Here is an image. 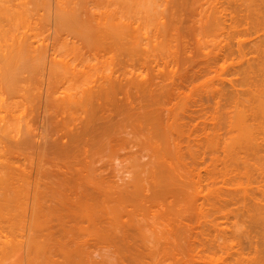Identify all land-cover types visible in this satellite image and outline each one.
<instances>
[{"label": "rangeland", "instance_id": "obj_1", "mask_svg": "<svg viewBox=\"0 0 264 264\" xmlns=\"http://www.w3.org/2000/svg\"><path fill=\"white\" fill-rule=\"evenodd\" d=\"M6 1L14 9L26 4L31 12L36 3ZM63 1L69 4L73 1L71 5L97 17L104 12L100 17L110 22L85 24L87 31L79 36L83 26L63 25L62 17H58L62 20L58 21L61 24L58 33L62 36L57 34L55 39L48 40L65 59L52 83L56 94L57 91L62 93L59 95L75 94L77 90L80 94V89H92L109 75L149 80L146 85L125 87L118 93L116 103L104 99L99 111L111 120L107 133L75 141L65 152L40 150L29 143L31 140L17 142L16 137L22 135L16 133L17 128L24 130L33 123L30 119L34 118L33 109L37 107L32 108L35 98L31 101V96L38 94L40 85L33 90V84L39 79L31 83L33 86L30 84L31 94L27 93L28 89H23L25 93L19 89L20 92L15 82L14 93V89L7 94L5 87L0 89L5 91H0V96L6 97L2 98L5 102L2 100L0 116L2 119L6 116L7 123L2 120L0 133L9 132H6L9 138L3 134L0 137V264H258L263 261L264 248L258 247V240L262 242L261 234L264 235L263 224L259 223L258 227L252 219L257 220L258 210L264 212V135L261 134L264 130L255 127L258 120L251 119L249 107L254 104L249 102H255L253 91L264 82V0ZM122 19L125 22H111ZM1 20L4 26L0 31V73L3 74L2 68H11L6 65L3 50L24 34L30 40L41 39L47 25L42 27L39 21V25L33 24V30H28L29 26L27 29L23 22ZM38 28L44 29L41 38L38 34L42 29ZM67 31L75 37H66ZM256 62L262 64L263 70ZM14 73H17L15 69ZM17 79L13 78L12 82ZM76 104L68 108L52 104L48 110L56 114L53 113V121L55 117L59 121L66 116L65 120L71 124L83 111ZM241 108L243 113L250 112L244 118L247 124L236 120ZM247 125L257 129L252 131L261 134L259 140L263 139L258 141L255 137L262 146H255L257 142L253 141V156L247 154L251 150L243 153L244 146L240 148L239 138H235L245 133ZM31 126L35 128L34 123ZM242 136L240 140L246 141L248 136ZM243 156L250 157H245L250 159L248 164ZM134 174L140 178L138 186L142 190L138 199L133 195L134 198L91 201L81 194L83 189L92 190L90 187L103 177L120 180ZM153 188L157 191L153 192ZM97 195L94 194V199ZM254 200L261 206H255ZM254 207H258L257 214ZM124 231H129L128 235ZM256 254L262 258L259 260Z\"/></svg>", "mask_w": 264, "mask_h": 264}, {"label": "bare ground", "instance_id": "obj_2", "mask_svg": "<svg viewBox=\"0 0 264 264\" xmlns=\"http://www.w3.org/2000/svg\"><path fill=\"white\" fill-rule=\"evenodd\" d=\"M8 1H10V0H8ZM25 1V0H24ZM28 1V0H27ZM37 3L39 0H31V2L32 3H30V4H34L35 2ZM256 1V0H255ZM6 2V3H5ZM22 3H23V1H21ZM26 2V1H25ZM70 2V1H69ZM35 3V4H36ZM259 3V2H258ZM7 4V1L5 0H0V31L2 30V27L4 26L3 24H2V20L1 19H12L14 22H23L22 24H23V26L24 27H28L29 26V29L28 30H33L35 27H32V26H34L37 22V24L39 25V23H40V25L43 27L44 25H45V27H46V25H47V29H45V32H44V36L41 38V36L40 35H42L43 34V30L44 29H42V28H38V29H42V30H40L39 32H42L41 34L39 33L38 35L40 36V38L41 39H36V40H30L27 36H26V34H24L23 36H21V37H16L15 39H14V42H12V43H14V44H10L9 45V48L7 49V50H3L4 51V54H6L4 57H5V60H6V65H7V67H11L10 69L9 68H2L3 70H1V71H3V74H5L6 75V77H5V75H3V74H1L0 73V89L2 88H4L5 87V91H6V93L5 94H7L8 93V90H10L11 91V89H14V91H13V93L14 92H16V89L18 88V90L20 89V90H22L24 93H25V91L24 90H29L27 93H30L31 94V92L30 91H32L30 88H31V86H30V84L32 83H34L35 82V80H37V79H39V81L38 82H35V84H33L34 85V89L33 90H36L37 89V87H38V94H37V96H35V92L33 91L32 92V94H34V96L35 97H33V96H31L32 98H31V101H32V99L33 98H35V104L33 103V107L31 106V105H29V104H27V101H28V99L27 98H29L30 99V94H28L27 96H29V97H26L25 96V99H27V101H26V104H27V106L29 105V106H31L32 108H35V107H37V109L35 108V109H33L34 110V114H32L33 115V119L31 118L32 117V115H31V117L30 116H28V117H30L31 119H30V121H32L34 124H35V128L34 129H32L31 127H33V126H31L30 124L28 125V127L30 128H27L26 127V129H27V132H26V129H25V127L23 128L24 130H20V128H19V131H18V128H17V134H20L21 132H22V135L20 134L18 137H16V138H18L17 140H19V141H17V142H25V140H27V142L28 141H30L29 143H34V145L38 148L39 147V149L41 148H43V150H47V151H49V150H53V151H60V152H65L72 144H73V142H75V141H78V140H81V139H83V138H85V137H88V138H90V139H93V138H95V137H98V136H101V135H105L106 133H107V130L110 128V126H111V124H110V122H111V120H110V118H108V116L107 115H105V114H100V113H102V112H100V111H102V107L101 106H103L104 105V103H103V100L104 99H107V100H105V102H117V100L119 99V96H118V93H120L121 92V90H123L125 87H127V86H129L130 88L132 87V88H134V87H139L140 85L142 86V84H147V82H148V80H149V78H148V80H146V81H144L145 80V78H143L142 77V79H144V80H141L138 76H131V77H128L127 75L125 76L124 74H121V75H109L107 78H105V80H104V78H103V80L104 81H102L101 83H98L97 85H93V87H92V85H91V87H92V89H90V88H88V89H85V88H83L84 90H79V91H81V93L79 94V92H78V90L77 91H75L76 93L75 94H67L66 92H65V94H63V95H59V94H62L60 91H57V92H59V93H57L56 94V92H55V90H53V88H52V83L54 82V78H55V76L60 72V71H58V67L60 66V65H62L63 63H65V59L62 57V55L58 52V51H56V49H55V47H54V45L53 44H50L49 42L52 40L51 38H53V39H55V37H57L58 35L57 34H59L58 32V29H59V27L61 26V24H66V26L69 24V25H73V24H78V26L79 27H81V26H83L82 28H80V35L79 36H82V35H84L85 33H86V29H85V27L84 26H86L85 24H89L90 22H99L100 24H105V25H107L108 23L107 22H110L109 20H104L103 18H101L100 16L104 13H101L100 14V16H95V13H90V14H88V13H86L84 10H82L81 9V7L80 8H77L76 6L74 7V5H71V4H73V1H72V3L71 4H69L68 2H65V1H63V0H40L39 1V3H38V8L35 6V4L31 7L32 9H33V11L31 12L30 11V8H27L28 7V5H26V4H24L25 6H27V7H25L24 5L22 6H19V8H16V9H14L13 8V6H11V5H6ZM28 4V3H27ZM40 4V5H39ZM261 4V3H260ZM34 6H35V8H36V10H34ZM26 8V9H25ZM28 9V10H27ZM31 9V10H32ZM30 12H31V14H30ZM62 13V14H61ZM35 14V15H34ZM108 16H111V14H107ZM62 17L61 19H63V21L64 22H61V24L59 25V23L60 22H58L59 21V19L60 18H58V17ZM48 18V19H47ZM34 19V20H33ZM58 19V20H57ZM60 19V20H61ZM35 20H37V21H35ZM35 21V22H34ZM40 21V22H39ZM62 21V20H61ZM24 22H26V24L24 23ZM45 22V23H44ZM111 22H125L123 19L122 20H113V21H111ZM29 23V24H28ZM73 23V24H72ZM25 24V25H24ZM34 24V25H33ZM36 24V25H37ZM63 24V25H64ZM68 25V26H69ZM81 25V26H80ZM75 25H73V27H74ZM36 27H38V26H36ZM44 27V28H45ZM58 27V28H57ZM71 34H73L71 31L69 32V31H67V32H65V35H66V37H69V36H71ZM0 35H2V33L0 32ZM37 35V34H36ZM59 36H62V34H59ZM64 36V35H63ZM74 37H75V35H73ZM73 36H71V37H73ZM1 38V37H0ZM76 38H77V36H76ZM51 39V40H50ZM48 40H50V41H48ZM12 46V47H11ZM259 46V45H258ZM11 47V48H10ZM263 49H264V47H263ZM133 50H134V48H133ZM262 50V49H261ZM263 51V50H262ZM262 51H261V54H262ZM8 53V54H7ZM259 53H260V51H259ZM264 53V52H263ZM258 54V53H257ZM258 56V55H257ZM263 56V55H262ZM9 57H10V60H9ZM7 58V59H6ZM257 59V58H256ZM263 60H264V58H262ZM7 60H9V61H7ZM260 60H261V58H260ZM255 61V60H254ZM257 61V60H256ZM259 61V60H258ZM7 62H9V63H7ZM256 63H258V62H256ZM260 63V62H259ZM258 63V64H259ZM10 64V65H9ZM261 64V63H260ZM260 64H259V67H260ZM263 65H264V63H262ZM262 64H261V70H263L262 69ZM5 65V66H6ZM254 65V64H253ZM252 66V65H251ZM258 67V66H257ZM258 67V68H259ZM253 68V67H252ZM5 69V70H4ZM12 69V70H11ZM15 69V71L17 72V73H14V75H12L13 74V70ZM254 69V68H253ZM8 70V72H6ZM20 70H23V71H25V72H22V71H20ZM4 71H5V73H4ZM259 71V70H258ZM11 72V73H10ZM254 72H255V70H254ZM253 72V73H254ZM7 73V74H6ZM22 73V74H21ZM24 73V74H23ZM259 73H261V72H259ZM258 73V74H259ZM263 73V72H262ZM19 74V75H18ZM9 75V76H8ZM21 75V76H20ZM263 75V74H262ZM10 77L9 79H8V77ZM18 76V77H17ZM34 76H35V78H34ZM250 76V75H249ZM2 77H4V78H7V79H2ZM16 77V78H15ZM20 77V78H19ZM12 78V79H11ZM13 78L14 79H17V78H19V79H17L16 81L14 80L13 82H12V80H13ZM33 79V80H31V79ZM37 78V79H36ZM263 78V77H262ZM10 79H11V81H10ZM102 79V78H101ZM264 79V78H263ZM262 79V80H263ZM6 80V81H5ZM10 82V84H12L13 85V87L12 86H10V84L8 83V81ZM31 80V82H29ZM3 81L6 83L7 82V84H8V86H7V84L6 85H3ZM100 81V80H99ZM98 81V82H99ZM264 81V80H263ZM16 83V85L18 86L17 88H16V85H14L15 83ZM39 82H40V84H39ZM146 82V83H145ZM261 82V81H260ZM29 83V84H28ZM258 83V82H257ZM31 84V85H32ZM37 84H38V86H37ZM262 84H264V82L263 83H260V87H259V85H257V87H256V90L255 91H253L254 93H253V101H255L254 103H250L249 102V104H254V106H252V107H249L251 110L250 111H252V113H251V115H252V117H251V119L253 118L254 119V117H255V119L257 118V120H258V123H257V125L258 126H255V127H257V128H259V129H262V130H264V86L262 85ZM32 85V86H33ZM262 85V86H261ZM2 86V87H1ZM35 86H37L36 88H35ZM134 86V87H133ZM149 86V85H148ZM6 87H7V90H6ZM15 87V88H14ZM87 87H89V86H87ZM10 88V89H9ZM128 88V87H127ZM1 89V90H2ZM24 89V90H23ZM58 89V88H57ZM0 90V91H1ZM19 90V91H20ZM4 90H3V92H5ZM61 91L64 93V91L65 90H62L61 89ZM2 91H1V93H3ZM21 92V91H20ZM26 93V94H27ZM70 93V92H69ZM117 93V94H116ZM78 94H79V96H78ZM2 96V97H1ZM0 97V103L2 104L1 106H0V108L2 107V106H4L3 105V103L5 102V100L4 99H6V97H3V95H1ZM8 96V95H7ZM20 96V95H19ZM251 96V95H250ZM117 97H118V99H117ZM2 98H4V99H2ZM8 99V98H7ZM117 99V100H116ZM254 99H256V100H254ZM4 102H3V101ZM115 102V103H116ZM31 104H32V102H30ZM76 103H78V105L80 104V106H82V108H80V109H82L83 111L81 112V110H80V112H81V115L80 116H78V118H76L77 120H74L75 122L74 123H71V124H69L66 120V116L62 119V117H61V121L59 120V121H56L57 120V117H55L54 118V121H56V123L58 124V122H62L63 121V123L60 125V123L57 125L56 123H54V121H53V117H54V115H56L54 112H51L52 111V109H50L51 111H49L48 109V106H50V105H54V104H62L63 105V107H65L66 105V107L68 108V105L69 106H72V105H74V104H76ZM103 103V104H102ZM257 103V104H256ZM23 104V103H22ZM72 104V105H71ZM248 104V105H249ZM25 105V104H24ZM23 105V106H24ZM52 105V106H53ZM55 105V106H56ZM62 105H61V107H62ZM65 105V106H64ZM77 105V104H76ZM101 105V106H100ZM26 106V107H27ZM58 106V105H57ZM60 106V105H59ZM58 106V107H59ZM238 106V105H237ZM250 106V105H249ZM60 107V108H61ZM73 107V106H72ZM101 107V108H100ZM246 107V106H245ZM51 108V107H50ZM53 108V107H52ZM71 108V107H70ZM244 108V107H243ZM248 108V107H247ZM249 108L248 109H245V110H249ZM3 109V108H2ZM27 109H28V107H27ZM30 109V108H29ZM3 110H5V109H3ZM3 110H1L2 111V113H3ZM33 110H31V111H33ZM60 110V109H59ZM100 110V111H99ZM235 110H237V109H235ZM245 110H244V113H243V109L241 108V110H238L237 112H239V111H241V112H239V114L241 113V115H239V116H237L236 117V120H239V123H242L243 122V120L245 121L246 119H247V117H246V113H247V111L245 112ZM25 111H27V110H25ZM30 111V110H29ZM49 111V112H48ZM23 112H24V110H23ZM23 112H22V114H23ZM51 112V113H50ZM236 112V111H235ZM27 113V112H26ZM25 113V114H26ZM29 113V112H28ZM53 113H54V115H53ZM248 113H250L249 111H248ZM247 113V114H248ZM24 114V115H25ZM30 114V113H29ZM52 114V115H51ZM64 114H66V111H65V113ZM68 114H69V112H68ZM232 114H234V112L232 113ZM237 114V113H236ZM243 114V115H242ZM58 115V114H57ZM230 115V114H229ZM235 115V114H234ZM19 116V115H18ZM21 116V115H20ZM23 116V115H22ZM22 116H21V118H22ZM27 116V115H26ZM59 116V115H58ZM233 116V115H232ZM245 116V117H244ZM24 117V116H23ZM68 117V116H67ZM234 117V116H233ZM248 117H249V115H248ZM17 118V117H16ZM244 118H246V119H244ZM254 119V121H256ZM0 123L2 122V120L4 121V122H2V123H6L5 121H6V116H5V118L4 119H2V117L0 116ZM235 120V119H234ZM16 121V120H15ZM19 121H21V120H19ZM25 121V120H24ZM30 121H29V123H30ZM230 121V120H229ZM231 121H233V120H231ZM240 121H242V122H240ZM22 122V121H21ZM54 124H53V123ZM234 122V121H233ZM232 122V123H233ZM249 122H251V121H249ZM2 123H1V125H2ZM16 123V122H15ZM65 123H66V126H65ZM67 123L69 124V125H67ZM232 123H230V124H232ZM236 123H238V121L236 122ZM239 123L237 124V126L239 125ZM248 123V122H247ZM246 123V121H245V124H247ZM254 123V122H253ZM252 123V124H253ZM7 124V123H6ZM9 124V123H8ZM229 124V123H228ZM229 124V125H230ZM255 124V123H254ZM4 125V124H3ZM22 125V124H21ZM21 125H19V126H21ZM57 125V126H56ZM64 125V126H63ZM71 125V126H70ZM251 125V124H250ZM12 126V125H11ZM236 126V125H235ZM240 126H242L243 127V125H240ZM1 127H3V126H1ZM1 127H0V129H1ZM5 127V126H4ZM7 127V126H6ZM10 126H8L7 128H9ZM58 127V128H57ZM230 127V126H229ZM232 127V126H231ZM230 127V128H231ZM246 127V126H245ZM247 127L248 128H246L247 130L246 131H248L249 130V133L247 132L246 133V131L244 130V132H242V133H244L245 135H247L248 137H247V139H246V141H244L245 139H241L242 140V144H241V140H240V136H241V138L243 137L244 138V136H242V135H244V134H242V135H240V136H237V137H235L236 139L237 138H239V140L237 139V141L238 142H240L239 144L240 145H242L241 147H240V145L237 147L238 149H239V147L240 148H242L243 146V148L244 149H242V150H244V152L243 153H245L246 151H248V150H251L252 151V153H250L251 151H249V152H247V154H248V156H250L249 154H251V156H253V150H252V147H253V145L255 144V146H256V144L258 145V147H260V146H262L261 145V143L260 142H258V141H262L263 139H264V137H263V139L262 138H260L261 140H259L258 138L259 137H261V134H263L264 135V131H262V133L260 134V136H259V134L257 135L254 131L255 130H257V129H250V126L249 125H247ZM253 127H254V125H253ZM6 128V129H7ZM11 128V127H10ZM9 128V131L11 130ZM22 128V127H21ZM62 128V129H61ZM66 128V129H65ZM236 128V127H235ZM4 129V128H3ZM2 129V130H3ZM15 129V128H14ZM63 129H65V130H63ZM232 129V128H231ZM237 129L239 130V127H237ZM258 129V130H259ZM59 130V131H58ZM61 130V131H60ZM230 130V129H229ZM243 129H241V131H242ZM252 130H254V131H252ZM3 131H5V132H3ZM2 132L3 133H0V137L2 136L1 134H3V135H5V137L7 136L6 134L7 133H9V132H7L6 130H3ZM12 131H13V129H12ZM16 130H14V132H15ZM260 131V132H261ZM1 132V131H0ZM7 132V133H6ZM19 132V133H18ZM25 132V133H24ZM12 133V132H11ZM15 133V134H16ZM241 133V132H240ZM259 133V132H258ZM16 134V135H17ZM9 135V134H8ZM13 135V134H12ZM11 135V136H12ZM256 135V136H255ZM14 136V135H13ZM259 136V137H258ZM8 137V136H7ZM255 137H257V139H258V141L256 140V138ZM2 138H3V136H2ZM9 138V137H8ZM11 138V137H10ZM14 139V138H13ZM20 139H24V141L23 140H21L20 141ZM234 139V138H233ZM1 140V139H0ZM230 140V139H229ZM255 140H256V142L257 143H254L253 144V141L255 142ZM14 140H12V142H13ZM16 141V140H15ZM234 141V143L236 142L235 140H233ZM21 142V143H22ZM237 142V143H238ZM246 142V146L245 145H243V143H245ZM230 143V142H229ZM233 144V143H232ZM236 144V143H235ZM264 144V143H263ZM260 145V146H259ZM32 146V145H31ZM228 146H229V144H228ZM237 146V145H236ZM254 146V147H255ZM33 147V146H32ZM253 147V148H254ZM263 147H264V145H263ZM227 148H229V147H227ZM247 148V149H246ZM40 149V150H41ZM235 149H236V147H235ZM246 149V150H245ZM260 149H262V148H260ZM225 150H227V149H225ZM234 150V149H233ZM241 150V149H240ZM255 150V149H254ZM234 152V151H233ZM235 152H237V151H235ZM255 152V154H256V151H254ZM257 152H259V148H258V151ZM237 153H239V152H237ZM242 153V154H243ZM240 154V153H239ZM241 154V155H242ZM246 154V155H247ZM254 154V155H255ZM258 154V153H257ZM256 154V155H257ZM263 154V153H262ZM237 155V154H236ZM248 156H245L246 158L248 157ZM258 157H259V155H257ZM239 157V156H238ZM244 157V156H243ZM244 157V158H245ZM241 158V157H240ZM246 158L245 159H243L244 161H246L247 163L246 164H248V161L250 160H246ZM248 158H250V157H248ZM247 158V159H248ZM256 158V157H255ZM257 159V158H256ZM258 160V159H257ZM253 161V160H252ZM257 162V161H256ZM251 164V163H250ZM249 164V165H250ZM139 166H140V164H138ZM253 165V164H252ZM257 165V164H256ZM142 166V165H141ZM246 169V168H245ZM257 169V168H256ZM260 169V168H259ZM263 169V168H262ZM245 172V171H244ZM247 172V171H246ZM249 172V171H248ZM247 172V174L249 175V173ZM253 172V171H252ZM259 172V171H258ZM263 172V171H262ZM137 174H138V172H137ZM246 174V175H247ZM258 174V173H257ZM140 175V174H139ZM245 175V176H246ZM250 175H251V173H250ZM259 175V174H258ZM264 175V174H263ZM128 176V175H127ZM133 177H130V178H128V179H125L126 177H121L120 178V180H117V179H113L112 177V179L110 178V177H108V178H110V179H108L106 176V178H102V179H100V181H99V183H96V182H98L97 180H96V182L94 181L93 182V185L90 183V185H92L93 187H90L93 191L94 190H96L95 191V193L92 191V190H88V191H84V189H83V191H84V194H83V191H82V195L84 196V195H86L85 197V199L86 200H101L100 198H102V200L103 199H105V201L106 200H108V199H110V198H112L113 200L115 199H122V198H128V197H132V198H136V199H138L139 197H140V195H141V193H140V188H139V186H138V184L140 183V178L138 179V178H136L137 177V175L136 174H134V175H132ZM135 176V177H134ZM98 177H100V175L98 176ZM97 177V178H98ZM97 178H95V179H97ZM116 178V177H115ZM247 179L249 178V177H246ZM253 178V177H252ZM263 178H264V176H263ZM262 178V179H263ZM138 180H139V183H138ZM76 182V181H75ZM136 186H138V188H139V190H138V193H137V190L136 189H138V188H136ZM95 187V188H94ZM87 188H89V186L87 187ZM89 188V189H90ZM94 188V189H93ZM152 190V189H151ZM157 191V189L156 188H153V192H156ZM92 192H93V194H92ZM97 192V193H96ZM141 192H142V190H141ZM152 192V191H151ZM152 192V195L154 196L155 194ZM261 192V191H260ZM86 193V194H85ZM137 193V194H136ZM94 194H98L97 195V197H96V199H94ZM228 194V193H227ZM226 194V195H227ZM133 195H134V197H133ZM137 195H139V196H137ZM150 195H151V193H150ZM149 194H148V197H151ZM248 195V194H247ZM246 195V196H247ZM262 195V194H261ZM96 196V195H95ZM98 196H100L99 198H98ZM240 196V195H239ZM251 196V195H250ZM256 196V195H255ZM254 196V197H255ZM115 197V198H114ZM242 197V196H241ZM251 197H253V196H251ZM79 197H77V199H78ZM98 198V199H97ZM260 198V197H259ZM226 199V198H225ZM233 199V198H232ZM253 199V198H252ZM261 199V198H260ZM79 200H80V198H79ZM78 200V201H79ZM236 200V199H235ZM104 201V202H105ZM248 201V200H247ZM256 201V204H255V206L256 205H260L261 206V204H257V200H254V202ZM259 202V201H258ZM263 202V201H262ZM248 203V202H247ZM259 203H261V202H259ZM246 204V203H245ZM252 204H253V202H252ZM165 205H167V203L165 204ZM248 205V204H247ZM169 205H167V207H168ZM245 206V205H244ZM250 206V205H249ZM166 207V208H167ZM244 208V207H243ZM252 208H253V205H252ZM258 208V207H257ZM257 208L256 207H254V210H255V212H256V214H257V212L259 211L260 212V210H258V211H256L257 210ZM162 209V208H161ZM259 209H263V207L261 208H259ZM244 210V209H243ZM159 211V210H158ZM263 211V210H262ZM164 212H165V210H164ZM249 212V211H248ZM251 212H253V211H251V209H250V214H251ZM258 212V214H257V220H255V219H252V221L254 222V221H258L257 223L256 222H254V225L256 224V226H257V224H258V227H259V223L261 224V222H262V224L264 225V216H261V215H263V213L264 212H261V213H259ZM158 213V212H157ZM164 215H165V213H164ZM249 215V214H248ZM252 216H255V213H254V215H253V213H252ZM251 218H254V217H251ZM250 218V219H251ZM167 220V219H166ZM261 220V221H260ZM263 220V221H262ZM158 223H159V221H158ZM166 224V223H165ZM160 225H162V224H160ZM250 225H251V223H250ZM254 225H252V227L254 226ZM262 225V228H261V231H262V229H264V226ZM175 227V226H174ZM173 227V229L175 230V228ZM170 229V228H169ZM173 229H171L170 231L171 232H173L174 230ZM176 229H177V227H176ZM178 229H179V227H178ZM184 229V228H183ZM122 232V231H121ZM129 232V231H128ZM128 232L126 231H124V233H126V235H128ZM178 232H182V231H178ZM264 232V231H263ZM177 233V232H176ZM171 234V233H170ZM178 234V233H177ZM264 234V233H263ZM172 236H173V234H171ZM125 236V235H124ZM174 237H175V235H174ZM257 237V236H256ZM261 237H263L262 238V242L261 241H259L258 240V247H260V246H263V248H264V235H262L261 234ZM125 238V237H124ZM176 239H177V237H176ZM260 240H261V238H260ZM252 241V240H251ZM256 242H257V240H256ZM263 243V244H262ZM262 244V245H261ZM257 247V246H256ZM257 249V251H258V248H256ZM259 249H261V247L259 248ZM256 251V250H255ZM257 251H256V253H257ZM259 251H261V250H259ZM258 251V252H259ZM261 252H263L264 253V250L262 249V251ZM257 255V254H256ZM264 255V254H263ZM257 256H260V255H257ZM241 257V256H240ZM242 258V257H241ZM255 258V257H254ZM253 258V260H255ZM256 258H258V257H256ZM260 258H262L261 256L259 257V260H260ZM252 261V260H251ZM261 261V260H260ZM260 261H259V263H260ZM257 262V261H256ZM255 262V263H256ZM262 262H264V258H263V261H261V263ZM250 263V262H249ZM254 263V262H253ZM258 263V262H257ZM258 263V264H259ZM260 263V264H261ZM238 264V263H237ZM262 264H264V263H262Z\"/></svg>", "mask_w": 264, "mask_h": 264}]
</instances>
